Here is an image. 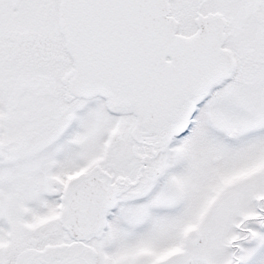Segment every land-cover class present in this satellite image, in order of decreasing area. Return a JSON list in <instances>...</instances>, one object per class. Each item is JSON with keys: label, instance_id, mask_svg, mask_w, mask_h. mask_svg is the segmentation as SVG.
<instances>
[{"label": "snow or ice", "instance_id": "snow-or-ice-1", "mask_svg": "<svg viewBox=\"0 0 264 264\" xmlns=\"http://www.w3.org/2000/svg\"><path fill=\"white\" fill-rule=\"evenodd\" d=\"M0 264H264V0H0Z\"/></svg>", "mask_w": 264, "mask_h": 264}]
</instances>
